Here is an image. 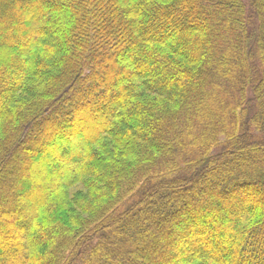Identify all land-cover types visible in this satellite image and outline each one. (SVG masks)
Instances as JSON below:
<instances>
[{
  "label": "trees",
  "instance_id": "16d2710c",
  "mask_svg": "<svg viewBox=\"0 0 264 264\" xmlns=\"http://www.w3.org/2000/svg\"><path fill=\"white\" fill-rule=\"evenodd\" d=\"M0 264H264V0H0Z\"/></svg>",
  "mask_w": 264,
  "mask_h": 264
}]
</instances>
